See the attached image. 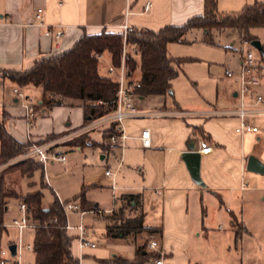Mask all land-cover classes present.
<instances>
[{"label":"crops","instance_id":"1","mask_svg":"<svg viewBox=\"0 0 264 264\" xmlns=\"http://www.w3.org/2000/svg\"><path fill=\"white\" fill-rule=\"evenodd\" d=\"M147 3H151V7L145 11ZM40 8L43 13L38 19L37 12ZM204 10L205 0H0V68L29 69L38 58L71 48L85 31L96 33L104 28L117 31L125 23L134 28L158 31L169 24L181 25L191 17L203 14ZM7 17L8 23L5 22ZM48 27H62L64 36L57 39L54 35H47ZM254 34L261 42L264 52V40L257 32L254 31ZM171 44L168 45V54ZM258 72L260 84L256 90L264 97V57L259 62ZM1 85L4 88L0 92L3 97L0 103L1 113H9L6 127L21 142H37L52 134H61L55 138L60 139L78 131L87 123L83 106L73 104L55 106L49 113L44 112L35 119L31 125L24 103L26 101H22L12 92L15 84L6 81ZM29 87L33 86L26 88ZM238 91L234 93L229 106H219L217 100L216 104H204L196 108L182 105L168 107L166 104L149 106L146 100L150 96L136 95L135 103L139 113L124 122L130 136L125 147L104 138V131L110 125L80 133L61 143L60 148L63 150H92L85 154V160L90 156L91 165L84 168V185L112 188L113 210L118 207L121 195H140V207L146 213L145 223L159 230L152 235L142 232L129 236L128 239L135 242L136 251L138 246L144 244L143 238L147 233L148 236L157 237L159 252L156 253L164 254L166 264H205L201 259L211 249H206L208 246L206 247L204 239L224 241L227 237L231 238L234 232L235 247L238 250L246 236L252 240L258 238L264 230V174L247 169L250 155H255L264 163V152L259 144L264 140V130L244 134L236 131L241 122L240 118L233 113L226 114L225 111L239 107L241 98ZM248 101L254 102L255 97H249ZM157 111L164 114H151ZM258 116L260 115L249 117L250 123L256 125ZM144 128L151 130L152 146L149 148L143 147L139 138ZM85 133L100 144L84 147L66 145L67 141ZM201 139L207 140L213 147L209 154L200 153L201 175L206 187L194 182L181 157L188 142L195 141L197 145ZM102 143L111 147L103 146ZM109 166L116 172L114 179L105 174ZM34 176H22V187L15 191L26 194L40 189L37 188L38 183ZM113 183L116 188H113ZM213 196H218L222 202L217 215H210L203 209L205 199L211 201ZM43 201L46 206L53 202L47 201L45 196ZM9 202L6 212L9 210ZM88 202L98 207L97 203ZM223 207L229 210L231 217L232 228L229 235L216 232L214 228L215 220L223 216ZM88 212L82 215V222ZM112 212L107 211L106 214ZM106 214L103 215L105 218ZM147 218L150 219V224L147 223ZM238 225H241L240 229ZM68 230L70 235L77 237L78 234L74 236L70 228ZM12 242L16 243L11 241L9 246ZM247 243L250 241L247 240ZM210 246L214 251L217 250V243ZM95 249L97 247L81 251L92 252ZM72 251L85 264L84 256L76 254L73 245ZM9 252L11 254L10 250ZM11 256L15 258L17 255ZM94 256L102 260L112 259L108 255L107 258ZM115 257L124 258L117 255ZM135 258L136 256L124 259Z\"/></svg>","mask_w":264,"mask_h":264},{"label":"trees","instance_id":"2","mask_svg":"<svg viewBox=\"0 0 264 264\" xmlns=\"http://www.w3.org/2000/svg\"><path fill=\"white\" fill-rule=\"evenodd\" d=\"M257 27H264V2L256 0L247 3L239 12H221L218 0H205L203 14L195 15L181 25H166L158 31L135 28L127 33L126 40L122 30L104 28L96 33L85 31L71 48L38 58L29 69L0 68V84L10 81L21 90L28 86L42 88V101L32 104L31 125L38 112L62 105L64 98L82 105L88 122L115 108L120 83L116 76L100 72L101 56L104 54L110 55L111 64L119 69L124 63L126 78L130 84L135 85L134 93L138 97L164 96L173 94L172 80L179 74V65L188 59L171 57L168 54L170 43H186V34L200 28L204 29L205 41L209 44H215V31L226 30L237 32L242 42L251 43L258 39L254 34ZM125 45L127 51L124 58ZM9 118L7 111L0 114V165L16 157L31 143L17 140L8 131L6 121ZM114 129L115 123H112L104 131V138L110 139ZM60 135H49L37 143L51 141ZM99 144L86 133L66 142L69 147ZM101 145L111 147L108 144ZM41 168L44 169L41 163L27 158L0 170V237L3 229H6L2 226V216L6 212L7 199L21 198L28 207L30 219L36 224L33 228L34 264H82L72 251L74 237L68 232L67 211L57 197L46 206L42 188L24 195L5 189L7 172L20 171L23 176L32 178ZM84 190L85 186L79 196L75 197L81 199V208L91 206L85 198ZM140 203L139 194L121 195L118 207L106 216V236L128 238L142 232L152 235L159 230L145 223L146 213ZM91 207L97 208L94 205ZM240 227L238 225V229ZM151 256L157 257L160 254L148 251L144 242L137 247L134 260L121 257L113 259L117 264H143Z\"/></svg>","mask_w":264,"mask_h":264},{"label":"rangeland","instance_id":"3","mask_svg":"<svg viewBox=\"0 0 264 264\" xmlns=\"http://www.w3.org/2000/svg\"><path fill=\"white\" fill-rule=\"evenodd\" d=\"M255 1L256 0H218V9L221 12H239L247 3H253ZM258 1L264 2V0ZM254 31L260 34L261 38L264 40V27H257ZM185 38L187 40L186 43H172L170 45L169 54L171 56L175 58H188L179 65V74L172 80L173 94L150 96V99L146 100L149 106L166 104L168 107L182 105L188 108H196L204 104H216L217 100L219 106H229L234 93L241 88V80L239 75L227 77L226 71H240L241 60L249 51L254 54L255 60L258 62L262 61V57L264 56L263 51L255 48L251 43L242 42L238 33L232 30L215 31L213 34L215 44H209L205 41V31L201 28L190 30ZM110 64V55L104 54V56L101 57L100 64V71L102 74L108 75V67ZM42 92V88L34 86L29 87L25 89V97L21 99L22 101H26L24 102L26 104H36L41 101ZM2 101L3 97L0 95V103ZM63 101L64 103L62 105L57 106L78 104L75 100L67 98H64ZM51 110L52 108L46 111V113H49ZM1 111L2 109L0 107V114ZM42 114H44V112H38L36 114V120L41 117ZM258 117L259 118L255 120L256 125L264 130V116L260 115ZM259 144L262 146L264 152V140ZM90 151H92L90 148H86L83 152L77 149H64L67 156V162L65 164L50 162L46 165L45 169L41 168L36 171L34 179L38 183L37 188H42L47 201H54L57 197L64 205L72 202L81 206V199L75 197L79 196L83 191V186H85L84 191L87 201L97 203V208L104 211L105 214L107 211L112 210L114 206L112 188L84 185V168L86 165H91L90 156L85 160V154H88ZM18 156L19 154L16 157ZM16 157L13 159H16ZM13 159L9 160V163L2 169L13 165L10 164V161L12 163ZM20 161L21 160H14L15 163H13L16 164ZM9 173L13 175H8ZM22 176L20 171L7 172L5 189L7 191H15V189L20 190L23 184ZM42 179L45 182L44 187H42ZM117 186L120 188V185ZM116 197H118V195ZM7 201H10L9 210L2 216V226L6 229H3L1 232L0 253H2V251L6 252L3 257L8 260V264H11L12 261L13 264H17L18 259L21 264H34V253L26 249L27 244H33V229H26L22 232V249L18 256L13 258L9 252L10 242L16 241L19 243L20 241L19 231L15 227L9 225L12 224L15 218L20 216L19 206L23 201L21 198H8ZM221 204L222 202L219 197L213 196L211 201L208 198L205 199V206L203 209H205V212L207 210L210 215L212 213L217 215ZM89 205L92 206V204ZM91 206H83L81 209L90 211L93 208ZM223 209V216L215 220L214 228L216 232L229 235L232 228L230 223L231 217L229 215V210H227L226 207H223ZM66 211L70 232L74 236L77 235L79 233L78 227L83 223L87 227L86 237L98 244L97 249L92 252L87 250L81 251L79 240L77 237H74L73 250L76 254H82V256H84L85 264H114L113 258L115 255L129 259L136 256L135 242L133 240L128 238H110L106 236L105 216L88 212L85 214L82 222L81 212L68 210L67 208ZM147 223L150 224L149 218H147ZM153 239L157 240V237H151L145 233L143 241L147 244V249H149L148 244ZM247 240L250 241V243H247ZM204 243L206 247L208 246L206 249H211V251H207L201 259L205 264H210L212 262L218 264H264V230L258 238H253L251 240V238L246 236V239L242 241L240 249L238 250L235 247L234 232H232L231 238L227 237L224 241L220 239L212 241L210 238H206L204 239ZM213 243L214 245L217 243L216 251L210 246ZM94 255L98 258H107L108 255L112 259H97Z\"/></svg>","mask_w":264,"mask_h":264},{"label":"built area","instance_id":"4","mask_svg":"<svg viewBox=\"0 0 264 264\" xmlns=\"http://www.w3.org/2000/svg\"><path fill=\"white\" fill-rule=\"evenodd\" d=\"M150 7H151V3H147L145 5V11H148ZM42 13H43V9L41 8L38 9L37 12L38 19L42 17ZM0 19H1V15H0ZM5 22L6 23L9 22V17H7ZM134 29L135 28L132 25L127 23L121 25V30L125 35V40L127 33L133 31ZM64 33L65 32L62 27H55V28L48 27L46 31L47 35H54L57 39H61L64 36ZM57 44L59 45V43ZM126 51H127V46L125 45L124 58L126 55ZM258 66H259V62L255 60L254 54L251 51H249L247 55L243 56L241 60L240 71H234V70L226 71L227 77H234L235 75H239L241 80V88L238 91V94L241 98L239 107L234 110L225 111L226 114L233 113L240 118L241 122L240 125L237 127L236 131L241 134L247 132L257 133L260 131V128L257 125L252 124L249 121V117L264 114V107H262V104L264 103V97L261 94H258L256 90L260 84ZM108 74L111 76H116L120 83L117 92V97L115 100V108L111 112L101 117H97L95 119L89 120L78 131L71 133L70 135L64 136L60 139H55L44 143L31 142V144L28 145L24 151L19 153V156L16 157V159H13L12 161L14 162V160L19 161L27 158H32L38 161L39 163H41L44 167L50 162L64 163L67 161V156L64 150L60 148L62 142L68 140L72 136L79 135L80 133L83 132H89V131L101 129L104 128L105 125H111L112 123H115V129L110 138L111 142L121 147H125L127 139L130 136L125 129L124 122L127 118L135 116L137 115V113H139V110L135 103V98H136V94L134 93L135 85L130 84L128 82L125 74L124 63L121 65L120 69L114 66L113 64H110L108 67ZM3 91H4L3 85L0 84V92ZM12 92L17 97L20 98L25 97L23 90H21L17 86L12 88ZM249 97H255V101L249 102L248 101ZM100 103H102V101H100ZM26 107L28 109L29 117H30L33 112V106L32 104H26ZM151 114L153 116H156L159 114H164V112L157 111V112H152ZM29 122L31 124L30 120ZM139 138L141 140V145L143 147L149 148L152 146V134L149 128L142 129ZM197 148L198 151L202 154H209L213 150L212 145L205 139H201L198 141ZM7 163L9 162L1 164L0 169H2L5 165H7ZM121 163L122 160L120 161L118 168H120ZM105 174L109 177H112L113 179L116 176V172L113 171V169L110 166L106 168ZM113 188H116L115 183H113ZM64 207L65 209L67 208L68 210L81 212V215H83L86 212L85 210H82L81 206L77 203L69 202L66 205H64ZM112 211L113 209L110 210V212ZM89 212L98 215L105 214V212L100 210L99 208L92 209ZM9 226L15 227L19 231L20 241L19 243L16 242L17 256H18L22 249V245H21L22 232L25 231L26 229H30V228L33 229L36 226V224L30 219V215L26 203L22 202L20 204V216L18 218H15L12 224H10ZM69 228L70 226L68 223V229ZM78 229H79L78 230L79 233L77 235V238L79 240V245L81 249L96 248L98 246L96 242H93L86 237L87 227L83 223H81ZM148 246L150 252H159L158 240L156 239L151 240ZM26 249L32 251L33 244H27ZM5 254L6 252L2 251L0 264H8V260L3 257ZM17 262H18L17 264H21L19 259ZM143 264H166L164 254L160 252V256L157 257L151 256Z\"/></svg>","mask_w":264,"mask_h":264},{"label":"water","instance_id":"5","mask_svg":"<svg viewBox=\"0 0 264 264\" xmlns=\"http://www.w3.org/2000/svg\"><path fill=\"white\" fill-rule=\"evenodd\" d=\"M251 45L255 48L263 51L261 42L256 39L251 42ZM182 159L187 165L190 175L194 182L199 186L206 187L201 175V154L197 149L195 141H190L185 145V150L181 155ZM247 169L253 172L264 174V163L255 155H250L247 160ZM9 250L13 256L17 255V245L13 243L9 246Z\"/></svg>","mask_w":264,"mask_h":264}]
</instances>
